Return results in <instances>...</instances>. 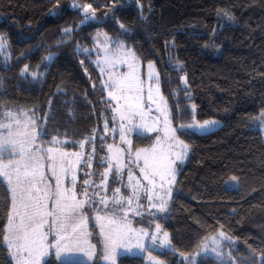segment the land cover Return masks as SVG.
Instances as JSON below:
<instances>
[{
    "label": "trees",
    "instance_id": "obj_1",
    "mask_svg": "<svg viewBox=\"0 0 264 264\" xmlns=\"http://www.w3.org/2000/svg\"><path fill=\"white\" fill-rule=\"evenodd\" d=\"M86 4L95 10V19L81 24ZM69 27L73 31L65 37L62 30ZM98 31L123 41L140 62L153 63L173 128L193 119L220 122L204 133L177 131L189 146L187 155L177 170L167 212L153 218L169 234L171 246L151 253L166 264H185L179 255L193 254L219 230L235 241L228 247L231 264H261L264 144L254 123L264 112V0H0V36L9 51L5 63L0 57V120L4 109L28 110L43 129L40 144L76 150L86 139V150L93 154V181L105 166L107 144L118 141L117 134H110L113 111L101 93L94 57L90 53L86 59L77 51V45L93 47ZM50 53L53 59L44 60ZM26 64L43 75L36 80L21 76ZM178 64L183 71L176 70ZM151 139L134 134L131 146L144 147ZM233 176L238 188L225 187ZM7 187L0 181V233L11 210ZM144 218L136 221L147 226ZM144 261L123 254L116 264ZM0 264H10L3 246ZM41 264L64 262L50 252ZM193 264L220 260L202 254Z\"/></svg>",
    "mask_w": 264,
    "mask_h": 264
},
{
    "label": "snow or ice",
    "instance_id": "obj_2",
    "mask_svg": "<svg viewBox=\"0 0 264 264\" xmlns=\"http://www.w3.org/2000/svg\"><path fill=\"white\" fill-rule=\"evenodd\" d=\"M73 8H79L80 5L73 4ZM84 18L81 20V24L85 23L90 19H95V10L92 9L91 4H86L83 6ZM54 14V13H53ZM223 16L229 22L234 21V17L228 13L224 12ZM120 28L124 31H127L123 24H120ZM73 29L65 28L62 30L65 37H70ZM106 35V34H105ZM114 44L115 49L111 51L108 49L107 45ZM4 47L3 37H0V50ZM77 51L85 53V58H90L91 50L87 48H82L80 45H77ZM97 55H100L101 50L97 49ZM54 53H50L48 56L44 57V60L50 61L54 57ZM132 55L135 60V53L130 49L126 48V45L123 41L116 40L113 41L111 37H106V44L103 50V60L97 59L94 61L96 66L100 68L101 73L105 71V66H115L117 61L121 63H126V60H121V56ZM84 62L81 61V64ZM128 68L130 69L129 73L122 77L113 76L109 73L108 80L103 84L101 88V93L104 89H108V97L111 101H116V107L113 108L114 112H120V138L122 141L131 144L130 140L125 139L126 132H132L133 128H125L123 121L128 119L126 113H131L132 115H141L142 114V105L140 101L143 98L144 92V83L145 81L137 74L135 64L129 63ZM148 71L146 73L148 81V100L152 103H157L153 98V85L152 81H156V92L159 93V74L156 73L154 65L149 63L147 65ZM177 71H183V66H176ZM21 76L25 74L32 77L33 80L38 79L42 76V73L35 71H30L29 66L26 64L21 69ZM182 79L186 78L182 77ZM95 88V85H93ZM123 99L125 101L124 105H120L119 101ZM107 102V101H106ZM160 104L165 105L160 107ZM160 104L157 105V110L160 115L163 117V122L167 129V134L170 133L168 137L171 141H178L180 145V153L176 155V160L183 163L188 151V145L184 144L183 141H179L176 135L177 131H181L182 134L190 129L196 130H207L209 127L215 125L217 122L214 120L204 121L203 123H195L192 125H179L177 128L170 127L171 125V113L166 107L167 102L160 97ZM123 108V111H121ZM195 108V105H193ZM26 115V114H25ZM6 118L9 119V123L0 124V128L7 129V135L0 138V158L4 151H9L11 155H16L20 157V160L9 161L7 165L0 164V177H2L9 186V191L12 194V211L9 212L7 225L4 227L2 233H0V246H3L8 254L9 261H14V264H41L44 256L47 255V252L44 251V242L47 240V237L53 231V226H55V244L50 245L56 248V257L57 259L64 258V264H85V261L74 259L77 254L83 253L84 256H87L89 260L93 259V253L90 250H85L77 239L78 230H86L88 224V216L85 214L84 205L89 203L88 199L76 200L75 191L71 193V200L75 203H70L66 200L65 191L61 190V177L56 174L55 170V157L53 156L54 149L48 147L46 150L42 145L36 143L38 137L44 135L43 129L40 131L36 130V120L33 119L30 121L31 131L26 132L24 137L17 141L15 139L18 133L13 132L14 121L17 126H19V118L14 117L12 112L5 113ZM259 121L261 131H264V112L256 118ZM142 128L144 131H155V129L148 128L147 126L140 125L137 126ZM105 130H107V121L105 123ZM53 142H56V138H53ZM159 142V139H158ZM111 150V145L108 146ZM19 149V151H16ZM95 151V149H93ZM140 151L136 153L137 159L140 158ZM45 155L47 161L49 162V167L52 169V173L56 178V187L55 191H51L48 184L45 183L46 177L43 172ZM67 155V154H64ZM79 156V154H76ZM103 160V158H101ZM91 160V157L88 158ZM22 161V163H21ZM176 161H170L162 165L161 170L153 169L149 171L147 169V160H145V168H141V174L144 179L148 181L149 185L155 186V177L159 176L161 181L164 180L165 175L168 173H174L175 169L171 167ZM90 167L91 164L89 163ZM114 165L108 163L107 170L105 173L101 174L102 180L106 182L107 175L109 172H113ZM122 166L116 165L115 172L113 173L114 179L118 177L121 173ZM65 173L68 169H63ZM129 181L132 180L131 171H129L128 176ZM174 179V176H173ZM76 176H72L73 189H75ZM88 180H84V184L87 185ZM43 185V187H41ZM140 182L137 180L136 186H139ZM133 187V194L135 195V187ZM227 186V185H226ZM231 186L233 188H238V178L233 176L231 177ZM100 187L99 185L97 186ZM115 193H119L120 189L116 188ZM169 195H171V189L168 190ZM84 197L88 196L87 189L82 192ZM99 195L98 192L94 193L93 196ZM49 199L54 201V207L52 210L48 209L46 201ZM139 199V197H137ZM147 199L150 203V206L156 208L158 212H165L166 202L161 201L159 205L152 204L151 201L153 197L147 195ZM99 203L104 205V208L107 211L112 213V219L109 220V223L115 224L117 222L116 215L119 212H122L123 215L120 219L126 220L128 212L124 210L123 205L120 200L113 201V207L108 208V204L105 200L101 199ZM132 200L129 198L127 204L131 206ZM136 215H142V213L137 212ZM155 215V214H153ZM51 218V219H49ZM97 220H101L102 217L97 216ZM47 226V227H46ZM71 228L72 236H68V229ZM156 231L149 234L147 231L141 229L140 232L143 237L150 239V242L154 246L160 248H166L171 246V241L169 240V234L167 232H161V227L159 224L155 225ZM133 231L128 228L127 225L124 226L121 230H109V233L105 235V244L104 251L101 253L104 261H112L114 264V256L116 248L124 247L123 241L127 236L128 232ZM101 232L104 233V226L101 224ZM85 234H87L85 232ZM220 235L223 237L224 233L221 232ZM225 239H228L225 237ZM94 247V246H92ZM136 247L142 251H148L143 243L137 242ZM131 251V248L127 249ZM204 251L207 252V245L204 246ZM211 252L215 254L217 259L220 260V264H231V260H224L222 249L219 247H214L211 249ZM230 256V254H227ZM155 264H162L161 261H156ZM261 264H264V260L261 261Z\"/></svg>",
    "mask_w": 264,
    "mask_h": 264
},
{
    "label": "rangeland",
    "instance_id": "obj_3",
    "mask_svg": "<svg viewBox=\"0 0 264 264\" xmlns=\"http://www.w3.org/2000/svg\"><path fill=\"white\" fill-rule=\"evenodd\" d=\"M104 31H98L95 34L94 45L90 48L91 55L94 61L97 59L103 60V50L106 44V37H109ZM2 37V36H0ZM4 40V38H3ZM108 49L114 51L115 45L109 44L107 45ZM97 49H100V55H97ZM48 56V55H47ZM0 57L4 61V63L9 60V51L7 47V42L4 40V47L0 50ZM121 60H126V63H121L119 60L115 64V66H105V71L102 74L100 68L97 67L100 76H101V83L103 84L108 80L109 73L116 77H122L129 73L130 69L128 68L129 63H134L136 72L141 78L145 81L144 83V92L143 98L140 101L142 105V114L143 118L141 119V115H132L130 112L126 113L128 119L123 121L125 128H133L132 132H126L125 139L130 140L134 134H148L152 136L151 143L144 147L132 148L131 144L124 142L120 138V112H114L113 108L116 107V101H111L108 97V89H104L105 96L111 104L112 109V129L110 130L111 136L117 134V142H109L107 145H111V150L109 147H106V155L104 158L105 166L102 168L100 173V179L92 180L94 169L92 167V158L93 154L91 150H86V139L80 141L78 144V148L76 150H66L61 148L58 145H42L40 144L38 138L36 139V143L43 146L46 150L48 147H52L54 149L53 156L55 157V170L56 174L61 177V190L65 191L66 200L70 203H75V201L71 200V193L75 191L76 200L88 199L89 203L84 205L85 214L88 216V224L86 230H78L77 239L79 240L80 244L83 246L85 250H90L93 253V259L89 260L87 256H84L83 253H79L74 257V259H79L85 261V263H93V264H113L112 261H104L103 256L101 253L104 251V244H105V235L109 233V230H121L127 225L128 228L132 229L133 231L128 232L127 236L125 237L123 244L124 247L116 248L115 252L113 253L114 256V264H116L117 257L123 254L129 255H139L143 257L144 264H155L156 261H161L162 264H166V261L161 260L160 258L156 257L151 253L150 250H163L165 248H160L158 246H154L151 244L150 239L147 237H143L140 230L143 229L147 231L149 234L156 231L155 225L158 224L153 218L159 216V214L166 213L168 210V206L170 205V195L168 190L172 188L173 183H175L176 173L178 172L179 166L182 164L180 161L176 160V155L180 153V145L178 141H171L168 137L170 133L166 135L167 129L163 122V117L160 115L159 111L157 110V105L160 104V97L162 96L160 93L156 92V81H152L153 85V98L157 101V103H152V101L148 100V81L146 77V73L148 71L147 65L152 62L142 63L140 62L135 55V60L133 59L132 55L121 56ZM153 64V63H152ZM156 73V68L153 69ZM164 99V98H163ZM165 100V99H164ZM166 101V100H165ZM120 105H124L125 101L121 99L119 101ZM168 103V102H167ZM165 105L160 104V107H164ZM166 107L169 110L168 104ZM12 112L14 117L19 118V126L15 124L13 121V132L18 133L19 135L15 136V139L19 141L22 139L26 132L31 131V124L30 121L35 119L34 116L28 110H21V111H14L11 109H4L1 115L0 124L9 123V119L6 118L5 113ZM123 111V108H121ZM262 112H260L261 114ZM26 114V115H25ZM259 114V116H260ZM36 120V119H35ZM214 120L217 123L207 130H196L190 129L197 133H204L220 126V122L217 119H208L204 121ZM204 121H197L192 120L191 122L187 123V125H192L195 123H203ZM140 125L147 126L148 128L155 129V131H144L142 128L137 127ZM173 125L171 124L170 127ZM254 126L260 129L259 138L262 140V144H264V131H261V127L259 121L257 120L254 123ZM173 128V127H172ZM36 130L39 129L36 126ZM8 130L0 128V138L7 135ZM159 139V142H158ZM178 140L181 141L178 137ZM57 142V140H56ZM138 150L140 151V158L137 159L136 153ZM16 151H19L17 149ZM67 154V155H64ZM76 154H79L77 156ZM91 157L89 161L88 158ZM16 161L20 160L19 156L11 155L9 151H4L2 154V158H0V164L7 165L9 161ZM145 160H147V169L152 171L153 169L161 170L162 165L168 163L170 161H176L174 164L171 165L172 168L175 169L174 173H168L165 175L163 181H161L159 176L155 177V186L148 184V181L144 179L143 175L141 174V168H145ZM184 161V160H183ZM112 163L114 165L113 172H109L107 175L106 182L102 180L101 174L105 173L107 170L108 163ZM22 163V161H21ZM44 167L43 172L46 177L45 183L49 185L51 191H55L56 187V178L52 173V169L49 167V162L47 161V157L45 155L44 160ZM91 164L89 167L88 164ZM121 165L122 170L118 177L114 179L113 173L115 172V166ZM63 169H68L65 173L62 171ZM129 171L132 174V180L129 181ZM76 176L75 181V189H73L72 184V176ZM174 176V179H173ZM84 180H88L89 183L87 185L84 184ZM139 180L140 185L136 186V182ZM0 181L4 182L6 186H8L7 182L0 177ZM224 186L227 188H233L231 186V178L224 182ZM100 186L99 188L97 186ZM227 185V186H226ZM135 187V195L133 194V187ZM43 187V185H41ZM9 191V186L7 187ZM116 188L120 189L119 193H115L114 190ZM87 189L88 196L84 197L82 192ZM98 192L99 195L93 196L94 193ZM10 200H11V210L12 211V194L9 191ZM147 195H151L153 197L151 203L159 205L160 202L163 200L166 202L167 210L165 212H158L156 208L150 206V203L147 199ZM139 197V199H137ZM131 198L132 203L131 206L127 204V200ZM103 199L107 202L108 208L111 209L113 207L114 200H120L121 204L125 211L128 212V216L126 220L120 219L123 215L122 212L117 213L115 224L109 223V220L112 219V213L107 211L104 208V205L99 203V201ZM48 205V209L52 210L54 207V201L49 199L46 201ZM137 212L142 213V215H136ZM155 214V215H153ZM102 217L101 220H97L96 217ZM142 217L145 220L149 221L147 226H143L139 224L136 219H140L142 221ZM51 219V218H49ZM8 222V221H7ZM90 222L94 224L96 235L98 238L99 246H96L95 242L92 239V233L90 230ZM137 222V223H136ZM101 224L104 226V233L101 232ZM7 225V223H6ZM160 225V224H159ZM47 227V226H46ZM161 227V226H160ZM85 232L87 234H85ZM161 232L163 231L161 227ZM221 231H216L211 236L206 238L200 244L198 250L191 255H179L180 259H183L185 264H193L196 257L202 254L210 255L215 258V254L211 252V249L214 247H219L222 249L223 253L226 255L224 256V260H232V258L227 255L229 253V248L232 247L233 243L235 242L233 238L224 234L222 237L220 235ZM68 236H72L71 228L68 229L67 232ZM55 226H53V231L47 237V240L44 242V251L47 252V255L44 256L43 260L48 257V254L52 252L56 257V248L55 244ZM227 237L228 239H225ZM137 242L143 243L148 251H142L141 249L136 247ZM207 245L208 251H204V246ZM94 246V247H92ZM131 248V251L127 249ZM169 249V247H166ZM99 249V252L97 251ZM100 253V254H99ZM99 254V255H97ZM57 259V257H56ZM42 260V261H43ZM58 260V259H57ZM41 261V263H42ZM59 261L64 262V258L62 257Z\"/></svg>",
    "mask_w": 264,
    "mask_h": 264
},
{
    "label": "crops",
    "instance_id": "obj_4",
    "mask_svg": "<svg viewBox=\"0 0 264 264\" xmlns=\"http://www.w3.org/2000/svg\"><path fill=\"white\" fill-rule=\"evenodd\" d=\"M14 262V261H13Z\"/></svg>",
    "mask_w": 264,
    "mask_h": 264
}]
</instances>
